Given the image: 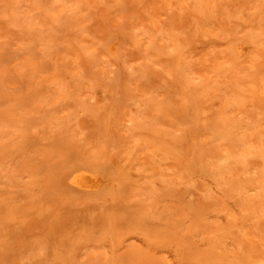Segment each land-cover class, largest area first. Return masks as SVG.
<instances>
[{
    "label": "rangeland",
    "instance_id": "374dc122",
    "mask_svg": "<svg viewBox=\"0 0 264 264\" xmlns=\"http://www.w3.org/2000/svg\"><path fill=\"white\" fill-rule=\"evenodd\" d=\"M0 264H264V0H0Z\"/></svg>",
    "mask_w": 264,
    "mask_h": 264
},
{
    "label": "bare ground",
    "instance_id": "6f19581e",
    "mask_svg": "<svg viewBox=\"0 0 264 264\" xmlns=\"http://www.w3.org/2000/svg\"><path fill=\"white\" fill-rule=\"evenodd\" d=\"M99 178L84 170H76L71 174V182L86 189L95 188L99 185Z\"/></svg>",
    "mask_w": 264,
    "mask_h": 264
}]
</instances>
